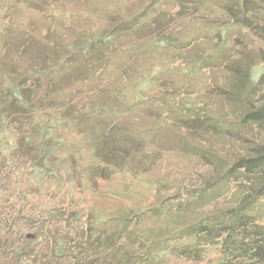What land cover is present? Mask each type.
Masks as SVG:
<instances>
[{"label": "rangeland", "instance_id": "1", "mask_svg": "<svg viewBox=\"0 0 264 264\" xmlns=\"http://www.w3.org/2000/svg\"><path fill=\"white\" fill-rule=\"evenodd\" d=\"M241 3L0 0L12 78L92 41L18 82L45 96L34 118L0 85V264L224 259L222 215L257 188L230 170L264 146V0L247 26ZM248 209L264 229V197Z\"/></svg>", "mask_w": 264, "mask_h": 264}, {"label": "trees", "instance_id": "2", "mask_svg": "<svg viewBox=\"0 0 264 264\" xmlns=\"http://www.w3.org/2000/svg\"><path fill=\"white\" fill-rule=\"evenodd\" d=\"M244 3L245 0H242L239 13L234 14V16L238 15L240 24L247 26L246 21L250 20L251 14L254 15L256 10L244 7ZM105 38H102V40H106ZM70 48L67 46L66 51L60 54L58 58H53L54 54L50 52L49 54L51 55L44 61L46 64L43 63L44 67L40 68L39 71L28 69L24 74H20V77L16 76L15 78H12L15 75V71H9L10 73L0 72V85L8 90L9 97L16 100L20 107L26 108L34 118L38 112V105L45 96L37 98L32 90L21 88L18 82L23 80L24 83V78L28 80L31 76L36 77L37 80L43 76L46 81L45 84H50L54 75H57L66 67L74 55L81 54L83 50L84 52L90 51L92 41H87L80 53L72 49L69 53H66ZM7 75H9L8 78ZM244 80L252 82V77L247 73L244 75ZM5 97H8V95L5 94ZM4 105L5 103L0 104V125L6 122L1 110ZM248 117L249 121L262 122L264 120V106L258 112L250 113ZM256 153L254 157L242 160V163L230 170V174L239 172V170H242L241 174H257V178L254 179L257 188L251 191L249 195L243 197L236 207L222 215V221L229 232L220 243H217L220 245L224 255V259L219 264H264V229L257 225H249L247 214L249 212L248 208L257 199L264 197V146H261ZM229 257L232 259L230 260ZM241 259H245V262H242Z\"/></svg>", "mask_w": 264, "mask_h": 264}]
</instances>
